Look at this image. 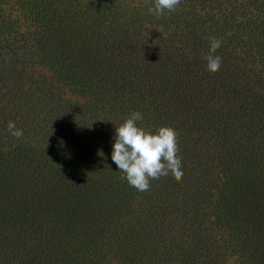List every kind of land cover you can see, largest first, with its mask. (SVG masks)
Segmentation results:
<instances>
[{
    "label": "trees",
    "instance_id": "obj_1",
    "mask_svg": "<svg viewBox=\"0 0 264 264\" xmlns=\"http://www.w3.org/2000/svg\"><path fill=\"white\" fill-rule=\"evenodd\" d=\"M185 4L0 0V264H264V0ZM132 111L175 129L179 181L121 179Z\"/></svg>",
    "mask_w": 264,
    "mask_h": 264
},
{
    "label": "clouds",
    "instance_id": "obj_2",
    "mask_svg": "<svg viewBox=\"0 0 264 264\" xmlns=\"http://www.w3.org/2000/svg\"><path fill=\"white\" fill-rule=\"evenodd\" d=\"M148 13L156 17L175 12L181 0H151ZM220 42L213 38L210 41L207 70L215 73L221 66V57L215 55ZM143 119L139 111L130 112L129 116L115 127L111 160L122 173L121 179L137 191H147L150 181L171 174L177 181L183 176L179 158L177 133L169 126L158 127L154 132L147 131L138 125ZM8 131L15 138L22 136V130L15 123H8Z\"/></svg>",
    "mask_w": 264,
    "mask_h": 264
},
{
    "label": "rangeland",
    "instance_id": "obj_3",
    "mask_svg": "<svg viewBox=\"0 0 264 264\" xmlns=\"http://www.w3.org/2000/svg\"><path fill=\"white\" fill-rule=\"evenodd\" d=\"M138 7H142V5H139ZM195 9H198L200 6L199 5H195L193 6ZM181 8H185L187 9V5H179L177 7V9H181ZM205 9H208L209 8V5H205L204 6ZM8 10L11 11V14L13 15V17H15V15L17 14L16 11H13V8L10 9L8 8ZM18 28H19V32H27V29H26V26H27V23L26 22H23L22 20L18 21ZM29 70V72L31 71L34 75H37L39 73H47L46 69L44 67H41V66H34V67H31V68H27ZM69 93L66 92L65 96H69L68 95Z\"/></svg>",
    "mask_w": 264,
    "mask_h": 264
}]
</instances>
